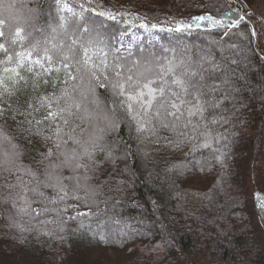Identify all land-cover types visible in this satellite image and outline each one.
<instances>
[{
	"label": "trees",
	"instance_id": "trees-1",
	"mask_svg": "<svg viewBox=\"0 0 264 264\" xmlns=\"http://www.w3.org/2000/svg\"><path fill=\"white\" fill-rule=\"evenodd\" d=\"M257 1L17 0L8 8V0H0V44L7 49V54L0 49V107L6 109L5 117H0V133L23 153L11 171L0 169V264H264V211L259 207L264 202V19L253 9ZM19 7L27 16H32V9L38 12L34 27L39 32L29 35L32 24L11 19ZM101 12H111L116 18L99 15ZM205 14L223 19L225 25L241 15L245 20L231 30L226 26L210 28L208 21L201 22L199 28L174 30L177 21ZM142 22L145 27L140 26ZM152 24L157 27L152 28ZM92 27L98 32L94 40L86 42L76 35L85 36ZM126 31L139 37L129 49H121L118 37ZM148 31L155 37L150 41L144 36ZM224 32L229 35L224 37ZM45 50L53 58L51 63L44 59ZM65 56L76 76L74 81L62 63ZM38 59L43 67L33 63ZM134 60L139 64L133 74L143 71L142 63L153 69L149 78L157 79L154 87H171L170 80L164 84L156 75L169 62L182 60L194 68L200 64L208 68L207 61L214 60L229 69V83L223 84L224 74H217L219 92L215 96L209 93L221 102L220 108L209 109L211 115L206 113L204 119H194L195 128L181 129L187 135L181 137L178 149L141 142L127 111L132 103L134 113H140V104L128 101L118 89L115 92L113 85L129 74L125 71L117 78L116 65L123 62L132 67ZM5 68L10 70L5 72ZM65 81L68 94L61 97ZM88 82L96 101L114 122L104 133L93 128L90 132L89 120L82 115L91 107L90 93L85 89ZM144 82L141 80V85ZM43 96L61 97L53 110L65 109L61 115L68 124L63 126L59 117L56 120L65 133L82 141L98 137L100 144L113 151L114 164H105L102 172L88 173L87 183L95 195L83 188L76 190L75 180H64L68 196L56 205L48 202L56 198L50 188H40L45 198L25 191L45 180L49 163L42 161L41 153L51 143L36 135L37 128L48 135L51 123L36 124L46 114L38 103ZM29 104L39 110L33 111ZM213 115L224 122L212 124ZM160 134L177 138L168 130ZM9 147L0 136V152ZM74 148L77 145L69 142L61 150ZM217 150L226 153L223 168L214 160ZM60 159L53 157L51 162ZM96 159L103 161V155L97 152ZM198 161L205 163L203 171ZM182 163L193 170L185 175L170 171ZM23 169L35 172L36 178ZM61 172L58 174L63 177L85 174L84 169ZM74 195L81 199H72ZM28 201L32 204L27 213L19 212ZM45 207L50 211L34 218L32 209ZM78 212L90 214L77 217ZM8 217L31 230L18 239L20 233L9 227ZM42 219L67 221L63 239L38 235L36 229L45 228L38 223ZM81 223H88V227H80ZM137 233H148L155 240L150 243ZM161 238L170 243L150 251L154 244L162 243Z\"/></svg>",
	"mask_w": 264,
	"mask_h": 264
},
{
	"label": "snow or ice",
	"instance_id": "snow-or-ice-1",
	"mask_svg": "<svg viewBox=\"0 0 264 264\" xmlns=\"http://www.w3.org/2000/svg\"><path fill=\"white\" fill-rule=\"evenodd\" d=\"M107 15L109 19H115L116 17L111 12H101L99 15ZM245 20L244 16H239L238 19L232 18L227 25H225V21L223 19H218L212 15H199L192 16L188 21H177L175 31L192 29L194 26L196 28L200 27L201 22L208 21L210 28H223L227 27L229 30L238 27L241 22ZM141 27H145V24L142 22ZM152 28H156L157 24H152ZM55 32L56 30L53 29ZM2 35V34H0ZM19 35V31L17 32ZM229 32H224V37H227ZM255 35V32H253ZM55 39V37H53ZM75 43V41H73ZM53 48H56L57 45L53 44ZM235 47V45H232ZM0 49H3L7 54V49L4 44H0ZM85 55H87L85 53ZM131 56V52L128 53ZM8 61L12 60V57L8 56ZM45 60L49 63L52 62V57L47 55V50H45ZM69 57L65 56L62 61L64 68L68 71V75L71 80H76V76L72 75L70 68L71 65L67 63ZM87 59L84 60V63L87 64ZM210 67L205 68L203 64H200L198 67H192L190 65H185L181 60L177 64H172L169 62V66L165 68H161L156 75L159 77L164 84H168L170 80L171 87H154L157 84L156 78H149V76L153 73V69L151 67H144L143 71L137 70L135 74H133V69L139 64V61L134 60L132 67H126L125 63L117 64L116 67L119 69L115 73L117 78H120L125 71L129 74L123 80V82H119L113 85L114 88L119 90V94L121 96H126L128 101H134L139 103L140 113H134L133 104L129 103L127 105V111L129 113L130 119L135 123V131L140 137L141 142H149L159 147L168 148V149H178L183 143L181 137L187 135L186 132L181 131V129H187L189 127L195 128L196 125L193 124V120L197 117L204 119L206 113H209V109L218 110L220 108L221 102L219 100H214L210 97L209 93L212 96H215L220 89V84L216 83L217 74L223 73V84H228L230 75L229 69L226 65L217 64L214 60L207 61ZM36 65L41 64V60L33 61ZM147 63V62H146ZM232 64H235L236 61H231ZM20 66V65H18ZM10 69L5 68L4 71L7 72ZM29 72H32L33 69L28 67ZM11 71L15 72V69H11ZM44 71H49L48 68H44ZM17 75H19L17 73ZM95 78V73L92 74ZM169 79H165V78ZM22 79V77H21ZM141 80L144 82L141 85ZM209 80L212 82L209 83ZM66 87L61 91V97L68 94L67 85L68 81L64 82ZM102 86V85H101ZM131 89V91H129ZM94 91V89H91ZM61 97L56 96H43L39 98V106L40 108L46 109V114L44 115L42 120H37L36 124L40 125L43 121H50V126L48 128V135L44 134V131L40 128H37L36 135L42 137V139L46 142L51 143V147L47 149L46 152L41 153L42 161H49L46 170H45V180L39 182L36 187L26 188L25 191H30L35 197L45 198L44 192L40 191V188H50L56 193V198L51 199L48 202L56 205L59 202L65 200L68 196V185L64 183V180H75V189L79 190L83 188L86 193L91 192L92 195H95L94 190H91L88 186V180L90 176L88 173L90 172H102L105 164L115 163L116 157L113 155V151L108 149L105 145L99 143L100 138L98 137H90L87 140H80L75 138V136L70 135L64 132V127L68 124L67 119H64L61 115L65 109L57 108L53 110L54 106L59 104V100ZM158 105L155 111H152L153 106ZM124 105L122 104V107ZM29 107L32 108L33 111H38L35 105L29 104ZM79 108V105H76ZM6 109L4 107H0V117H5ZM137 115H140V119H137ZM63 120V126L61 124H57V118ZM171 118V120H169ZM218 122H224V118H221L219 121L216 116L213 115L211 119L212 124H216ZM27 123L31 124V120H28ZM54 125V127H53ZM161 130H168L173 133L177 138L171 139L168 136H161ZM74 131V130H73ZM2 139L9 144V150L0 152V169L4 171H11V167L17 164V161L23 155L22 152L19 151L18 146L16 144L11 143V140L7 136H3L0 133ZM67 136V139L65 137ZM222 138V137H221ZM71 142L77 145V148L72 150H61L62 148L66 149L67 144ZM205 147L208 145L205 144ZM55 149V151L53 150ZM99 152L103 155V161H98L96 159V154ZM145 156H148L149 153L147 151L144 152ZM62 157L58 163H52L53 157ZM214 160L217 164L220 165L221 168L225 166L226 162V153L217 150L216 155L214 156ZM199 168L203 171L205 168L204 162H197ZM61 169H69L71 172L76 173L80 169L85 170V174L83 176L75 175L63 177L58 174V170ZM193 169H189L187 164H179L173 165L170 171L174 173H179L180 175H185L187 172L192 171ZM23 171L31 176L33 179L36 178V173L31 171L30 169H23ZM83 181L84 183H81ZM21 183H24L21 180ZM186 194V193H185ZM196 193H193L195 195ZM23 199V198H22ZM72 199L80 200L81 198L77 195H74ZM259 200V197H258ZM31 201L27 202V207L19 208L18 211L21 213H27L28 209L31 208ZM85 206H88V202H84ZM13 206L15 207V202H13ZM259 207L262 211H264V202L259 204ZM35 213L34 218H39L43 216L45 213L50 211L46 207L41 211H36L32 209ZM52 211H55L53 209ZM66 211V209H64ZM90 213L78 212L77 217H85ZM59 215V213H58ZM77 217H69L70 220H75ZM264 219V218H262ZM9 227L15 228L20 236L18 239L23 238V233L25 231H30L31 229H25L21 227L19 224H16L12 221L11 217H8ZM38 223L44 225L45 228L36 229L38 235H46L49 238H57L63 239V233L65 232V224L67 221L65 220H48L42 219L38 220ZM49 224L56 225L53 229H47L46 226ZM83 227V224H81ZM138 235H142L145 238L149 239V242H153L155 240V236L148 237V233H137ZM162 243L154 244L153 248L150 251L154 252L156 249L161 248L164 244H169L170 242L167 240H163L161 238ZM262 242H264V237H262Z\"/></svg>",
	"mask_w": 264,
	"mask_h": 264
},
{
	"label": "rangeland",
	"instance_id": "rangeland-1",
	"mask_svg": "<svg viewBox=\"0 0 264 264\" xmlns=\"http://www.w3.org/2000/svg\"><path fill=\"white\" fill-rule=\"evenodd\" d=\"M16 2H17V0H8V6L7 7L8 8L13 7L14 5H16ZM253 9L255 10V12L258 15H260L264 19V0L257 1L253 5ZM24 10H25L24 8L20 9V7L16 8L15 11L12 10L13 13L11 15V19L12 20H19V21L25 22V23L29 22L30 24H32L30 27H28V34L29 35H32L34 32H39V30L34 27V23H36V20L38 19L36 17L38 12L35 13L34 10L32 9V16H27L26 13H23ZM45 15H48V14L45 12ZM92 29L93 30H90L89 34H88V32H86L85 36L81 33H77L76 35L79 36L78 37L79 39H82L83 41H86V42H90V41L94 40L95 38H97V36H98V32L95 30V28L92 27ZM46 30H50L49 26H47ZM138 35H141V34H138ZM144 36H146L145 38H147L148 41L155 38L154 35L150 33V31H148L147 34H144ZM138 37H134V35L132 34V31H126L118 37L119 46H122L121 49H129L130 47L133 46L134 41L138 40L137 39ZM142 65H143L142 68L144 70V67H146V66L144 65V63H142ZM139 68H140V66H139ZM85 89H87L86 91L88 93H90V104H91L90 106L91 107L88 111L82 112V115L84 116V118L89 120L88 122L91 125L90 132H91L92 128L95 130L98 129L101 133H104L108 129L110 130L112 128V124L114 123L113 120H111L112 116L110 114L108 115V112L103 109L102 105L100 106L99 102L96 101L95 91L91 90V89H94L92 87V83L88 82L87 87ZM113 89L114 88H112V91H113ZM115 92L117 93V88L115 89ZM108 107L110 109V106H108ZM61 170H64V169H61ZM61 170H58V173H62ZM81 224H80V227H81ZM86 227H88V223L83 224L82 228H86Z\"/></svg>",
	"mask_w": 264,
	"mask_h": 264
}]
</instances>
